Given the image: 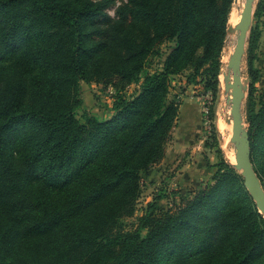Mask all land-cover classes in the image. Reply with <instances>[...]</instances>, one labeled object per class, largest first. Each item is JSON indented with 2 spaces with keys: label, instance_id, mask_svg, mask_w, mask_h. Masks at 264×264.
I'll return each mask as SVG.
<instances>
[{
  "label": "trees",
  "instance_id": "16d2710c",
  "mask_svg": "<svg viewBox=\"0 0 264 264\" xmlns=\"http://www.w3.org/2000/svg\"><path fill=\"white\" fill-rule=\"evenodd\" d=\"M233 3L0 0V264H264V216L224 157L178 207L155 197L123 224L177 126L176 77L204 86L213 113ZM260 38L257 25L245 117L264 186ZM81 81L113 89L109 117L77 116Z\"/></svg>",
  "mask_w": 264,
  "mask_h": 264
},
{
  "label": "rangeland",
  "instance_id": "374dc122",
  "mask_svg": "<svg viewBox=\"0 0 264 264\" xmlns=\"http://www.w3.org/2000/svg\"><path fill=\"white\" fill-rule=\"evenodd\" d=\"M262 3V11L257 15V10ZM116 7V6H115ZM115 7H110L108 12L111 15L115 13ZM233 7V6H232ZM261 31L260 45L257 51V59L254 62L255 68L259 70V77L254 84V97L259 101L261 96L264 95V0H257L256 7L253 15L252 28L257 26ZM252 30V29H251ZM251 34V32H250ZM250 36V35H249ZM227 41V40H226ZM249 42V40H248ZM226 45V44H225ZM248 46V45H247ZM225 49V47H224ZM224 55V50H223ZM154 66H156L157 59L154 60ZM247 52L243 65V75L249 76L247 72ZM223 62V57H222ZM224 69V63L221 68V72ZM221 74V73H220ZM244 77V76H243ZM220 81V80H219ZM245 84V98L243 101V112L246 109V103L250 94V79ZM180 86H184L181 89ZM204 86L186 85L182 76L176 77L174 80V88L171 91L172 96H178L182 100L187 89H193V94L198 95L203 100L205 105V91ZM137 89V85H132L126 92L127 96L133 94ZM79 93L82 99V106L76 109V114L79 118H82L84 113H91L101 118H107L112 114V99L114 91L111 87L96 82H84L81 81L79 85ZM125 93V94H126ZM184 93V95H183ZM210 95V94H209ZM211 96V95H210ZM212 97V96H211ZM220 82L218 87V95L216 100L214 99L213 113H208L205 116L203 111V147L197 153V157L191 158V152L185 151L184 157L177 159L176 161L161 162L152 166L148 171L143 173V187L142 196L138 203V209L135 215L124 219V229L130 230L136 226L137 218L143 213L144 207L147 202L152 201L155 197H159V205L165 209L175 208L181 205L190 197L194 196L198 188L204 187L207 184L213 183V176L217 171V162L221 157H224L228 162L232 163L228 158V153L225 148L224 138L231 137L230 144L233 150H236L234 143L232 142L233 134V121L229 118L227 120L231 128V133L228 131L223 135L218 125V110L220 104ZM213 99L209 106H212ZM203 105V108H204ZM231 115V114H230ZM231 117V116H230ZM209 120V124L205 126V121ZM247 126V123L245 124ZM215 139V141H214ZM215 144L209 146L207 143ZM168 146V145H167ZM220 150V151H219ZM230 150V149H229ZM185 164H184V163ZM201 162V165L198 163ZM189 167H188V165ZM200 164V163H199ZM183 165V166H182ZM187 165V166H186ZM186 168H183V167ZM197 170V171H196ZM145 233V231L143 232Z\"/></svg>",
  "mask_w": 264,
  "mask_h": 264
},
{
  "label": "water",
  "instance_id": "95a60500",
  "mask_svg": "<svg viewBox=\"0 0 264 264\" xmlns=\"http://www.w3.org/2000/svg\"><path fill=\"white\" fill-rule=\"evenodd\" d=\"M256 2L257 0H246L239 24V37L228 64L234 76L233 99L231 106L233 119L232 142L236 148L237 161L236 163L231 164L242 174L244 184L249 194L255 201L260 213L264 216V186L254 167L249 131L245 125V110L243 112V101L245 98L244 83H248L249 81V76L247 77L243 75V65L246 57L249 35L252 29ZM231 30L232 28L228 24L227 31L230 32Z\"/></svg>",
  "mask_w": 264,
  "mask_h": 264
},
{
  "label": "crops",
  "instance_id": "0c3cea01",
  "mask_svg": "<svg viewBox=\"0 0 264 264\" xmlns=\"http://www.w3.org/2000/svg\"><path fill=\"white\" fill-rule=\"evenodd\" d=\"M193 92V89L189 88L185 91V95L183 93L177 126L174 129L172 139L168 143L165 158L161 162L169 163L168 161H173V159L174 161L179 160L184 157L185 151L191 152V158L195 159L198 151L203 147L202 120L204 103ZM199 163L198 165H201V162Z\"/></svg>",
  "mask_w": 264,
  "mask_h": 264
},
{
  "label": "bare ground",
  "instance_id": "6f19581e",
  "mask_svg": "<svg viewBox=\"0 0 264 264\" xmlns=\"http://www.w3.org/2000/svg\"><path fill=\"white\" fill-rule=\"evenodd\" d=\"M246 4V0H234L233 7L231 10V14L229 16V26L232 28L230 32H228L227 41L224 49L223 55V63L224 69L219 76L220 80V104H219V112H218V125L221 133L224 135L227 131L230 134L231 128L228 124L227 120L232 118L231 106L233 99V83L234 76L232 71L230 70L228 64L230 58L234 52L237 39L239 37V24L241 20L242 13L244 11V7ZM231 114V115H230ZM231 116V117H230ZM233 121V119H231ZM229 137L224 138V144L226 151L228 153V158L232 163H236V151L232 149L231 142ZM230 149V150H229Z\"/></svg>",
  "mask_w": 264,
  "mask_h": 264
},
{
  "label": "built area",
  "instance_id": "2783aa9c",
  "mask_svg": "<svg viewBox=\"0 0 264 264\" xmlns=\"http://www.w3.org/2000/svg\"><path fill=\"white\" fill-rule=\"evenodd\" d=\"M204 100H205V105H204L203 111H204L205 116H208V113L210 112L209 104L212 101V97L208 94L205 96ZM208 124H209V120L207 119V121H205V126Z\"/></svg>",
  "mask_w": 264,
  "mask_h": 264
}]
</instances>
